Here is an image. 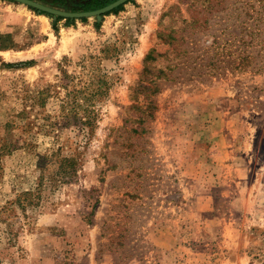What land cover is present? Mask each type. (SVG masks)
<instances>
[{"label":"rangeland","instance_id":"374dc122","mask_svg":"<svg viewBox=\"0 0 264 264\" xmlns=\"http://www.w3.org/2000/svg\"><path fill=\"white\" fill-rule=\"evenodd\" d=\"M210 3L131 0L101 20L63 19L58 35L49 17L52 41L15 43L17 9L30 8L0 0L13 7L0 6V47L14 44L0 49V264H264V0ZM187 16L210 20L196 24L202 44L208 31L243 35L213 45L214 75L183 69L139 88L168 65L160 32L181 35ZM253 30L256 68L243 69ZM97 56L109 89L89 127L73 95Z\"/></svg>","mask_w":264,"mask_h":264},{"label":"trees","instance_id":"16d2710c","mask_svg":"<svg viewBox=\"0 0 264 264\" xmlns=\"http://www.w3.org/2000/svg\"><path fill=\"white\" fill-rule=\"evenodd\" d=\"M9 1V0H7ZM12 1V0H10ZM40 2L52 5L54 7H58L61 9L65 10H70V11H86V10H96L101 7H104L110 3H112L115 0H38ZM131 1V0H130ZM208 2V5H210L211 0H204V2ZM125 4H122L118 6L117 8L111 10L110 12H107V14L111 13H117L118 11L122 10ZM31 10L37 12V9L32 8L28 6ZM41 14H44L52 19V27L55 31V33L58 35L60 32L58 24L60 23L61 20L65 19L66 26H69L73 24L76 20H81V21H86L88 18H79V19H71V18H64L58 16L57 18H53L52 14H48L45 12H42ZM200 22V23H199ZM210 22V20L207 18L204 20L203 23H201V20H196L194 17L189 18L184 17L182 20V25H186V28L181 29V31H184L179 33V29L176 28H171L170 33H166L164 31L160 32V35L163 40L168 42L170 44V49L162 55L165 59L168 60V65L166 69H158V73L155 78L153 76H145L141 78L139 81V88H142L143 90L146 91H152L155 93L156 91H159L158 84H157V79L159 78H166L169 77V75L177 71L178 73H182L183 69H185L186 74L189 75L192 78H197L202 75H214L215 74V68L216 64L214 55L211 54L212 47L215 43H217V40L222 39L221 35H223V41L226 44H229L233 41H236L237 37H240L243 35L242 32H234V38L235 40H232L228 36V29H224L221 35L216 36L213 32L208 31L209 39H203L204 42L202 44V40L197 37V30H196V24H200L202 26L207 27V24ZM99 26V23H97ZM195 27V28H194ZM193 29L194 31L192 33L186 32L187 29ZM166 29V28H165ZM261 35L259 32L253 31H247L246 36L249 37V40H246L243 38L244 42L246 43L247 47L242 50V52L245 55L244 62H243V69H255L256 64L255 62L252 61V55L255 51V47H257V41L258 37ZM214 38V40L211 42L210 38ZM187 41V42H186ZM206 42V43H205ZM219 44V42H218ZM204 45V46H201ZM14 44L11 45L6 44L0 47L1 50H6L9 48H13ZM225 46V45H224ZM201 51V54H198V52ZM181 56V58H176ZM93 59H96L95 64L93 66L95 67L92 72H90L91 69L88 70L89 78L87 81H81L82 83V88L76 90V94L73 95V103L74 107L73 109L77 108V105L82 107V112H75L76 117L80 116L79 120L84 126H89L92 127L94 123L96 122L97 119V111H96V102L104 97L105 95L108 94V89H109V82L106 79L107 74L103 72V69L101 68V56L97 57H92ZM156 58L153 56L152 52H149L146 57L145 61L151 62L155 60ZM99 65H98V64ZM98 71V74H95V72ZM103 73H102V72ZM150 73L151 69L149 67H146L144 69V73ZM69 82L66 84L69 86L71 83V77L67 76ZM67 80V81H68ZM154 88V89H153ZM150 93V94H151ZM72 93H69V96ZM138 94L134 92V94H131V97L136 99L137 105H141L142 101L137 100L138 99ZM80 99L83 100V103L80 104ZM149 99V98H148ZM147 102H149L147 100ZM143 105V104H142ZM151 101L148 103L147 107H150ZM81 113V115H79ZM5 147H8V143L4 144ZM12 149H7L4 153H10ZM64 162L70 161V159L64 158ZM71 172V170H70ZM69 172V173H70ZM23 195L26 196V198H22L21 196L19 197V205L20 206H26L23 202L27 201V205H30L31 202H29V198L33 196L32 192H25Z\"/></svg>","mask_w":264,"mask_h":264},{"label":"crops","instance_id":"0c3cea01","mask_svg":"<svg viewBox=\"0 0 264 264\" xmlns=\"http://www.w3.org/2000/svg\"><path fill=\"white\" fill-rule=\"evenodd\" d=\"M1 7H4L3 4H0ZM5 10H8V9H13L12 6L8 7V6H5L4 7ZM17 18L19 20L23 19L24 21H27L26 23H23V24H17L15 23V26L13 28V33H14V42L15 43H18L22 40V38L26 37V36H33V33L35 34V36H44V37H48V39L50 41H52V27H51V24L49 22V17L44 15V14H40V13H37V12H33V10H28V9H25V8H18L17 9ZM28 19H35L37 22H38V26L35 29H31V24H29V20ZM5 24L6 22L3 21ZM13 24V23H12ZM21 26V27H20ZM5 27L7 26H2L0 27V31L3 32ZM28 30V33L27 34H23V33H26ZM0 52H4V51H0Z\"/></svg>","mask_w":264,"mask_h":264},{"label":"water","instance_id":"95a60500","mask_svg":"<svg viewBox=\"0 0 264 264\" xmlns=\"http://www.w3.org/2000/svg\"><path fill=\"white\" fill-rule=\"evenodd\" d=\"M12 1L35 8L40 14L42 12L52 14L54 18H57L58 16L64 17V18H71V19L96 17L98 20H101L104 14H106L107 12H110L111 10L117 8L118 6L122 4H125L126 2L130 0H115L112 3L104 7H101L99 9L86 10V11L65 10V9H61V8L54 7L52 5L40 2L38 0H12Z\"/></svg>","mask_w":264,"mask_h":264}]
</instances>
